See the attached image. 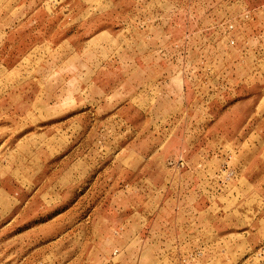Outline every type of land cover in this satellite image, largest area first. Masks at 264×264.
Wrapping results in <instances>:
<instances>
[{
    "label": "rangeland",
    "instance_id": "obj_1",
    "mask_svg": "<svg viewBox=\"0 0 264 264\" xmlns=\"http://www.w3.org/2000/svg\"><path fill=\"white\" fill-rule=\"evenodd\" d=\"M0 264H264V0H0Z\"/></svg>",
    "mask_w": 264,
    "mask_h": 264
}]
</instances>
